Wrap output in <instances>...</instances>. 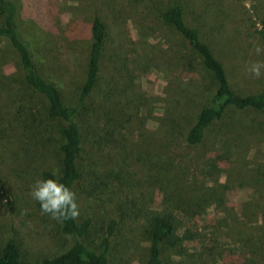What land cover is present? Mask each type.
Returning a JSON list of instances; mask_svg holds the SVG:
<instances>
[{
    "label": "rangeland",
    "instance_id": "obj_1",
    "mask_svg": "<svg viewBox=\"0 0 264 264\" xmlns=\"http://www.w3.org/2000/svg\"><path fill=\"white\" fill-rule=\"evenodd\" d=\"M12 1L21 39L67 105L76 104L84 81L93 17L106 25L101 81L88 104L95 103L101 112L109 110L103 102L111 101L122 152L109 187L91 194V186L81 181L72 189L78 218H92L89 243L99 244L102 222L115 205L129 207L128 195L151 209H170L180 220L181 249L166 250L162 264H240L250 257L264 264V113L231 109L199 147L189 148L179 139L203 103L191 86L199 85L201 77L195 61L185 58L179 37L158 19L155 0ZM184 4L207 25L234 88L241 93L264 90V76L255 79L246 71L249 61L264 60L254 53L255 46H264V0ZM2 71L11 75L16 70L8 62ZM8 80L0 79V250L13 237L27 259L39 260L70 244L58 222L42 214L29 194L44 170L60 171V123L47 117L42 98L24 92L12 76ZM30 112L36 122L25 131L21 119ZM208 159H218L217 174L206 173ZM161 165L187 183L217 182L223 208L210 204L198 212H179L160 190ZM134 218L120 227L110 264H142L147 257L142 219Z\"/></svg>",
    "mask_w": 264,
    "mask_h": 264
},
{
    "label": "trees",
    "instance_id": "obj_2",
    "mask_svg": "<svg viewBox=\"0 0 264 264\" xmlns=\"http://www.w3.org/2000/svg\"><path fill=\"white\" fill-rule=\"evenodd\" d=\"M185 1L155 0L154 4L158 19L179 37L185 58L195 61V71L201 77L197 81L199 85L191 86L203 103L196 109L193 122L179 139L187 147L197 148L203 143L209 130L222 122L231 109L264 113V90L241 93L234 88L229 68L218 56L209 38L207 25L199 23L191 11L189 13ZM17 16L15 2L0 0V79L5 76L9 81L12 76L24 92L43 99L47 117L60 123L59 180L71 189L83 181L91 186V194H95L97 189L107 188L115 180L116 158L122 152L111 101L103 102L109 110L105 108L101 112L96 109L95 103L92 102L91 106L88 104L101 81L107 42L105 22L98 16H94L91 21L85 77L76 104L72 106L65 104L57 86L41 75L28 44L20 37ZM8 62L13 63L16 70L11 75H5L2 71ZM35 119L32 112L21 119L23 130L32 129ZM217 160L206 161V173L212 174L214 171L215 175L220 171ZM52 173L44 170L41 175L42 178H50ZM159 174L162 175L158 179L160 190L169 204L179 212H198L210 204L223 208L224 199L222 193L218 192L217 182L213 186H208L205 181L199 186L187 183L178 173H173L171 168L162 165L159 166ZM125 199L126 206L130 204L129 207L115 205L112 215L102 222L103 236L97 246H92L88 240L91 216H81L75 220L57 221L60 232L70 240L69 246L61 253L30 260L25 257L20 243L9 237L1 247L0 264H110V254L120 227L131 217L142 219L140 231L149 244L147 257L142 264H162L166 250L181 249L183 236L178 235L180 220L175 213L167 208L156 210L140 205L136 197L131 200L125 195ZM36 204L41 209L37 201ZM224 210L227 212L228 208L225 207ZM240 264L263 263L250 257L242 259Z\"/></svg>",
    "mask_w": 264,
    "mask_h": 264
},
{
    "label": "clouds",
    "instance_id": "obj_3",
    "mask_svg": "<svg viewBox=\"0 0 264 264\" xmlns=\"http://www.w3.org/2000/svg\"><path fill=\"white\" fill-rule=\"evenodd\" d=\"M257 56L264 55V46L254 48ZM248 74L255 79L264 76V60H251L246 66ZM59 171L54 170L50 178H39L30 186V196L41 206V213L58 222L79 217L76 193L59 180Z\"/></svg>",
    "mask_w": 264,
    "mask_h": 264
}]
</instances>
